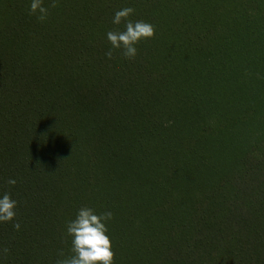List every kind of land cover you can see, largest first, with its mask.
Here are the masks:
<instances>
[{"label": "trees", "instance_id": "obj_1", "mask_svg": "<svg viewBox=\"0 0 264 264\" xmlns=\"http://www.w3.org/2000/svg\"><path fill=\"white\" fill-rule=\"evenodd\" d=\"M29 3L0 0V195L17 201L0 264L70 256L84 206L113 213L114 264H264V0H44V22ZM124 7L155 35L108 59Z\"/></svg>", "mask_w": 264, "mask_h": 264}, {"label": "clouds", "instance_id": "obj_2", "mask_svg": "<svg viewBox=\"0 0 264 264\" xmlns=\"http://www.w3.org/2000/svg\"><path fill=\"white\" fill-rule=\"evenodd\" d=\"M51 6L55 7V0ZM28 11L40 22L46 21L48 17V8L44 6V0H30ZM133 12V8L124 7L113 14L112 24H123V29L106 32V39L110 44L109 50L105 53L108 59L112 58L114 50L120 51L125 58H134L137 54L136 45L155 35L151 23L129 19ZM8 183L15 185L16 180L9 179ZM16 207L17 201L12 199L8 192L0 195V223L14 221ZM112 219L111 211L97 214L91 207L79 208L75 218L66 224V235L71 238V255L58 260L57 264H114L108 227ZM13 228L19 230L20 223H13Z\"/></svg>", "mask_w": 264, "mask_h": 264}]
</instances>
